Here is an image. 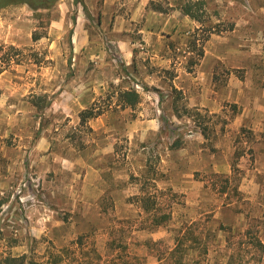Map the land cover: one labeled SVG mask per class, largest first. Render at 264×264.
<instances>
[{"label": "rangeland", "instance_id": "374dc122", "mask_svg": "<svg viewBox=\"0 0 264 264\" xmlns=\"http://www.w3.org/2000/svg\"><path fill=\"white\" fill-rule=\"evenodd\" d=\"M157 1L198 20L112 34L84 0L0 11V264H174L179 242L182 264H264V32H235L246 0ZM79 14L91 43L75 50Z\"/></svg>", "mask_w": 264, "mask_h": 264}, {"label": "crops", "instance_id": "0c3cea01", "mask_svg": "<svg viewBox=\"0 0 264 264\" xmlns=\"http://www.w3.org/2000/svg\"><path fill=\"white\" fill-rule=\"evenodd\" d=\"M248 5L240 6L235 9L237 18L235 21V32L245 29L261 30L264 32V0H246ZM157 0H84L85 6L89 10L92 17L97 16V25L100 30L109 33H118L135 22L140 24V33H155L161 25H166L170 20V26L179 31H186L187 26L191 23L187 15H183L180 10L174 8L171 15L167 16L159 11L151 9L149 6ZM172 16V17H171ZM247 17V18H246ZM256 17V18H254ZM239 18V19H238ZM76 28L74 30L73 47L75 50H81L85 46H89L90 35L86 28L87 18L82 14L76 19ZM164 23V24H163ZM116 37V45L122 54L125 65H130L133 58V49L130 47L133 43H128L125 38ZM264 37V36H263Z\"/></svg>", "mask_w": 264, "mask_h": 264}, {"label": "trees", "instance_id": "16d2710c", "mask_svg": "<svg viewBox=\"0 0 264 264\" xmlns=\"http://www.w3.org/2000/svg\"><path fill=\"white\" fill-rule=\"evenodd\" d=\"M58 1H60V0H0V11L3 9H6L8 7L20 6V5H27L35 12L40 11V10H50ZM80 2H81V0H74L75 5L80 4ZM183 12L185 15L189 16L190 18L198 20L197 19L198 17L193 14V12L190 8L185 7V9H183ZM41 38H42L41 35L34 33V35H33L34 41H37ZM9 50L14 51L16 53L19 52L16 48H14L12 46L9 47ZM12 58H13L12 56H8L7 60H11ZM0 67H1L0 72L5 69L2 66H0ZM120 98L124 104H127L128 106H131V107L135 106L139 102V94L133 90H127V91L121 92ZM100 114L101 113H99V111L96 112V111H94L93 108L90 110H85V111L81 112V114H80L81 122L87 123L88 120L95 118V117L99 116ZM138 200H139V203H141V208L143 209V211L145 213H151L154 211L153 223H152V226L154 228L165 225L170 220V215L164 214L161 217H159L158 209L155 207L156 206L155 202H154V200H152V197L150 195H145V196L139 197ZM183 237H184V234H182L181 237L178 236L177 240L179 238V241H180V238H183ZM252 244L254 246V249L258 252V254L263 251L264 244L261 242V240L254 238ZM172 253H173V255L177 256L176 262L174 264H182L183 259L185 257L186 250L183 249V247H181L180 242L175 246ZM60 259L61 258L59 255H55L52 264H59ZM17 260L18 259H16V258L9 259V262H11L9 264H15V262H17ZM258 261H260V259H258ZM20 264H22V263H20ZM31 264H36V263H31Z\"/></svg>", "mask_w": 264, "mask_h": 264}]
</instances>
